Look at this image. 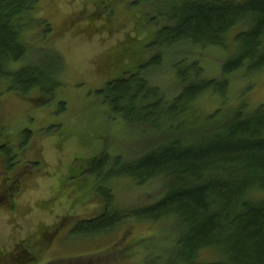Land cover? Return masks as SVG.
<instances>
[{"label": "trees", "instance_id": "1", "mask_svg": "<svg viewBox=\"0 0 264 264\" xmlns=\"http://www.w3.org/2000/svg\"><path fill=\"white\" fill-rule=\"evenodd\" d=\"M40 6V0H0V96L6 88L27 100L34 94L47 101L63 86L61 56L35 52L26 43L36 25L44 24L46 35L52 32L39 19ZM157 14L149 23L156 29L153 46L162 51L134 71L125 64L117 77L96 90L111 118L138 129L143 141L129 156L103 150L91 162L87 172L104 186L97 187L104 211L78 223L72 233L106 235L125 223L173 218L174 249L163 264H264V106L249 110L241 101L228 108L236 79L247 81L249 91L264 72V0H172ZM110 17L111 29L116 23ZM183 44L197 50L234 48V53L215 78L207 77L199 61L174 65L178 90L169 95L147 74L163 66L164 50ZM121 64L122 59L114 65ZM206 95L218 98L222 106L202 115L197 104ZM4 132L0 124V140ZM23 135L26 145L31 132ZM12 159L7 158L11 171ZM18 174L4 189L8 209L15 207L13 196L27 176L25 170ZM118 178L141 186L163 180L166 190L153 205L117 211L109 185ZM207 251L216 252L217 259L203 260ZM0 264H38V255L24 241L0 254ZM142 264L160 263L151 257Z\"/></svg>", "mask_w": 264, "mask_h": 264}, {"label": "rangeland", "instance_id": "2", "mask_svg": "<svg viewBox=\"0 0 264 264\" xmlns=\"http://www.w3.org/2000/svg\"><path fill=\"white\" fill-rule=\"evenodd\" d=\"M108 1L40 0L39 19L48 22L52 32L46 35L44 24L36 25L26 43L35 52L61 56L63 86L47 101L34 94L27 100L6 88L1 93L0 124L5 139L0 145L9 152L0 148V254L25 241L37 253L38 264H142L151 257L163 264L174 249L173 218L125 223L106 235L72 233L78 223L99 217L104 211L105 203L98 192L104 186L87 172L91 162L103 150L112 156H129L143 141L138 129L130 130L122 120L111 118L96 90L117 77L125 64L127 70L134 71L162 51L153 46L152 31L156 29L149 22L172 0H143L139 4ZM109 17L116 27L110 29ZM233 53L234 48L228 52L197 50L183 44L164 50L163 66L150 70L147 77L167 94H175L174 65L199 61L207 77L215 78ZM121 59V66L114 65ZM253 82L248 91V82L241 76L236 79L228 108H237L241 101H246L249 110L264 106V72ZM221 106L211 95L197 104L202 115L212 114ZM24 132H31L26 145ZM9 157L15 166L12 171ZM23 170L27 176L13 196L15 207L8 209L5 186ZM94 186L96 192L92 193ZM109 186L117 211L153 205L166 190L163 180L141 186L118 178ZM201 257L212 261L218 254L207 251Z\"/></svg>", "mask_w": 264, "mask_h": 264}]
</instances>
